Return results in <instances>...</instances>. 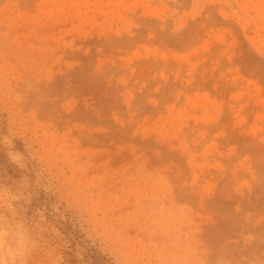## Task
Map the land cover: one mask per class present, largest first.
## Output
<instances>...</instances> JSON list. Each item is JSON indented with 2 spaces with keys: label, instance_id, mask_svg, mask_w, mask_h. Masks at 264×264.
<instances>
[{
  "label": "rangeland",
  "instance_id": "1",
  "mask_svg": "<svg viewBox=\"0 0 264 264\" xmlns=\"http://www.w3.org/2000/svg\"><path fill=\"white\" fill-rule=\"evenodd\" d=\"M0 134L30 264H264V0H0Z\"/></svg>",
  "mask_w": 264,
  "mask_h": 264
},
{
  "label": "clouds",
  "instance_id": "2",
  "mask_svg": "<svg viewBox=\"0 0 264 264\" xmlns=\"http://www.w3.org/2000/svg\"><path fill=\"white\" fill-rule=\"evenodd\" d=\"M4 139L5 135L0 134V146H4ZM15 139L11 138L13 146ZM9 160L16 164L11 156ZM16 166L25 170L19 164ZM18 203L19 197L0 188V264H30L31 257L42 246L44 232L48 230L46 210H38L34 217L28 218L21 213Z\"/></svg>",
  "mask_w": 264,
  "mask_h": 264
}]
</instances>
